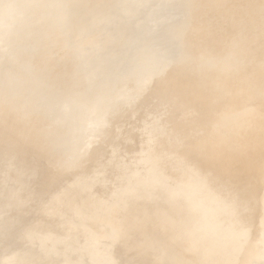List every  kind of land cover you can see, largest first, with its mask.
Here are the masks:
<instances>
[{
  "label": "bare ground",
  "instance_id": "bare-ground-1",
  "mask_svg": "<svg viewBox=\"0 0 264 264\" xmlns=\"http://www.w3.org/2000/svg\"><path fill=\"white\" fill-rule=\"evenodd\" d=\"M40 1L0 0V33L10 32L19 17L27 16L0 45V254L12 244L18 257L25 254L17 246H24L55 259L44 263L42 256L44 264H264L257 237L264 234V180L248 181L243 193L229 172L230 164L264 172V60L241 68L236 59L225 58L236 42L218 29L216 19L218 14L232 17L243 38L259 47L264 0H191L193 17L176 26L174 37L184 60L164 75L172 59L146 46L141 61L125 69L120 83L112 86L130 101V109L117 115V126L137 132L132 141L138 146L132 145L125 157H105L100 169L86 172L81 165L88 143L101 134L116 97L94 91L100 71L79 72L75 61L92 66L112 50L121 51L117 45L123 37L132 44L139 27L144 32L151 26L150 14L155 15L152 22L163 20L156 13L159 3H169L167 10L185 7L182 0H56L55 6L52 0ZM83 3L82 16H76ZM43 19L57 25L51 28ZM118 19L125 29L115 26ZM132 24L136 29L130 32ZM219 63L236 72L223 78L212 74L208 85L195 75L196 65ZM131 81L156 93L133 94L127 88ZM182 88L203 91L221 104L210 133L198 134L194 119L201 109L188 106L186 93L178 91ZM155 95L165 99L164 111L180 110L179 125H160L161 115L149 114ZM143 120L148 126L140 129ZM226 140L231 142L221 161L215 148ZM45 141L48 147L42 145ZM34 143L41 162L33 167L32 152L29 160L20 152ZM49 163L51 171L46 169ZM104 174L116 177L114 187L98 182ZM64 184H69L66 189ZM106 197L109 202L102 201ZM124 200L113 217L114 206ZM142 201L149 202V209ZM129 205L133 210H126V216ZM131 239L135 243L129 247ZM59 243L65 245L59 248ZM118 243L123 246L120 256L111 253ZM180 243L184 253L177 252ZM78 247L79 257L69 261ZM31 260L25 264L39 262Z\"/></svg>",
  "mask_w": 264,
  "mask_h": 264
},
{
  "label": "rangeland",
  "instance_id": "rangeland-1",
  "mask_svg": "<svg viewBox=\"0 0 264 264\" xmlns=\"http://www.w3.org/2000/svg\"><path fill=\"white\" fill-rule=\"evenodd\" d=\"M83 1L85 2V0H83ZM39 2H40V4L42 3L40 0H39ZM64 3L66 4V1ZM84 4L85 3H83V8L80 7L79 10H77V13H79V14H76V16H82V13H83V10H84ZM55 5H56V0H52L51 1V6H55ZM157 5H155V8L157 9L156 13H157L158 17H160V19H163V20L159 21V22H152V21H150V19H153V17L155 15L150 14L148 21L150 22L151 26L149 28H146L144 32H143L142 28L139 27V31H141V32H137L138 33V37L135 39V41L132 44L127 45V43H126L127 38L123 37L122 38L123 40H119V42H118L119 45H117V48H120L121 51H119L118 49H116L115 51L112 50L110 52L109 57H107V58H105V59H103L101 61H94L91 64L92 66L83 65V64L80 63V60H76L75 63H74L76 68H77V66H80V65L86 67L83 72L91 71L95 67L98 68V70L100 71V75H99V77H97V79H94L93 90L96 91V92H100V91L102 92L103 90L108 88L107 91L105 92L107 94V99L113 98L112 96L116 97V100L114 102V107H116V108H113L112 112H110L111 117H110V115H108V117L105 119L103 125L101 126V129H102L101 130V134L97 137L98 139L97 138H93V141H92V139H90L91 142H89L90 140H88V142H89L88 143V145H89L88 146V149H89L88 152L89 153L87 152V154L89 155V157H87L88 156L87 154L84 157L85 158L84 161H83L84 165L81 163L82 164L81 165V170H82L81 172H83V171L86 172V171H88L90 169H92V171H94L95 169L98 170V169H100L99 167H101L102 165L106 164L105 163L106 161L104 160L105 157H107V158L109 157L110 159H112V158L113 159H116V158L118 159V158H120V156L121 157H125V154L129 153L127 151H129L130 149H134V146H136V147L138 146V143L136 144V142H134L136 140L132 141V138L136 139L137 132L133 133V131H129L130 128L129 129L128 128L119 129V127L117 126V125L120 124V121H121L120 119H118V116L120 115V112L126 111V110L128 111V109H130L129 106H128L130 101H127V99L124 96H122V97L118 96V94H117L118 91H116L115 88L112 89L113 85L115 86L117 83H120L119 80L122 77V75L124 74V70L127 69V68H131L132 65L135 64L137 61H141L140 56H142L143 50L144 49H148V48H145L146 46H148L149 49L156 50L158 54H160L159 53L160 51L164 52V55L162 53V58H167L168 57L169 59H172L170 62H173L172 63L173 65L171 63H169V65H171V66L165 72L164 75H166L169 71L174 69L175 64H177V62L179 60H184V57L186 56V55L183 56V55L178 54V53L181 52L182 45L180 43V40H178L177 38H174V37H175V34H176V30H177L176 26L179 23L184 22L186 20H190L193 17V14H194V11H195V6L193 4V1H191V0H182L180 5L185 7V10H178V8L176 10H171L170 8L167 10V8L170 6L169 3H167V2L159 3ZM263 14H264V10H263ZM74 17H75V15L72 16V18H74ZM23 18H24V16L19 17V19H18L19 21L14 23L15 27H17L20 23H23L27 19V16L25 17V19H23ZM216 19H217V23H218V29H221V31L224 32V33L232 34V36L234 37L235 42H236L235 48H233V50L231 49V51L224 53L225 58L236 59L238 61V63H239V67H241V68H249V67L252 68L257 60L258 61L259 60H264V40L261 42V45L259 47H254L252 45L251 41H249L248 39L246 41V39L243 38L242 34L239 32V30H238V28H237V26L235 24V21H234V19L232 17H230L228 15H224V14H218V17ZM43 20L46 21L47 23H49V25H51V28H54V25H57L54 20L53 21L49 20V19H43ZM114 24H115L116 27H120V28H124L125 29V26L123 25L124 23L121 21V19H118V20L114 21ZM129 28H130V32H132L133 30L136 29V27L133 24ZM13 29L10 32H8V33H4V32L0 33V45H2L3 43H5L9 39H11V37L14 34L13 33V31H14ZM16 29L18 30V28H16ZM57 33H58V29H57ZM171 34H173V35H171ZM210 38L211 37H209V39ZM135 55H139V56L135 57ZM142 59H143V57H142ZM195 67H196L195 75L196 76L198 75L197 77H200V81H203L204 85H208L209 84L210 80L213 77L212 74H214L215 76L217 75V77H219V78H223V76L226 77L230 73H235L236 72L234 70V68H232L230 71H228L229 69L224 68L223 65L222 66L220 65V63L219 64H214L212 66H207V67L205 65H204V67L202 65H196ZM197 68H199V69H197ZM167 86L171 87V85H166L165 87H167ZM144 87L142 85H138L137 83L133 84L132 81H131V83L129 84V86L127 88L131 92L134 89V91L132 93L133 94H137L139 96H150V95L156 93L155 91L153 92V90H149V89L144 88ZM178 91H180V92H182L184 94L186 93L185 94L186 95L185 99H186V103L188 104L189 107L194 106V108H195V104H196L201 109L199 114H197L196 118L194 119V125L199 129L198 134H201L200 136H202V135H205L204 132L206 134H208V132L210 133V131L212 129L211 127H213V125H215L214 123H216V121H217V119H216L217 115L220 112V110L222 109L221 104H219L218 102L210 100L203 91H195V90L193 91L191 89H184V88L178 89ZM155 96H154L155 100L152 103L153 106L151 105L152 106L151 109H153V108L154 109L152 111L148 110L149 114H151V112H152V114H157V113L160 114L161 116H158V123H160V125L170 124V123L172 125H174V124L179 125L181 123L179 121L181 119L180 110L179 109H175V110L174 109H170V110L167 109L166 110L167 112L164 111V109H163V107H161V105L165 106V104H166L165 103L166 102L165 99L164 98L162 99L161 97H159L157 95H155ZM158 98L161 99V100H158ZM194 101H196V103H194ZM162 102H164V104ZM154 105L156 106V108H155ZM157 108H158V110H157ZM155 111L157 113H155ZM173 115H175V116H173ZM124 117L126 118V115L125 116H121V119L122 120L124 119L123 121L125 122V118ZM165 119H167V120H171L172 119L171 120L172 122L171 121H167ZM115 120H117V121H115ZM141 124L142 125H141L140 129L146 128L148 126L146 120H143L141 122ZM125 127H127V126H125ZM115 130H117V131L120 130L118 132H120V133L122 132L121 134H123V135L118 134ZM128 133H130L132 135L130 136V134H128ZM127 135L129 136V139H128ZM122 136H125L126 138L124 139V137H123V139H122ZM132 136H134V137H132ZM119 137H121V138H119ZM95 139H97V140H95ZM124 140L128 141L131 145L129 143H126ZM130 140L132 142H130ZM228 142H231V141L230 140H226L225 142H223L222 144L218 145L215 148L216 154L219 153V155L217 157L221 161L223 160L222 155L224 153V150L226 152V150H227L226 146L228 147V145H229ZM44 143L42 145H45L46 147H48V145H50V144H48L49 142L47 143V145H46V141ZM121 143L124 144L123 145L124 148L123 147L121 148V146H122ZM33 145H34V147H37L35 143L31 144V146L25 148L26 150L23 149L24 151L28 150L27 153L22 150L20 152V154H21L20 156L24 157V158L27 157L25 159H28V156L30 157V154H31L30 151H31L32 155H31V157L29 159H30V161H33V163L32 162L30 163V161H28V165L30 163V165L33 164V167H34L35 164H37V163L40 164V162H41L40 159L41 158L37 157V155L35 154L34 151L36 150V148H34ZM93 145L94 146L97 145L98 147L100 145L101 146L104 145V146L103 147L100 146L99 148L101 150H97L99 148L97 146L92 147ZM105 145L106 146L108 145V147L106 148ZM132 145H134V146H132ZM31 147H33L34 150ZM28 148H30V149H28ZM95 148H96V150H95ZM221 150H223V152ZM124 152H125V154H124ZM22 153H23V155H22ZM25 153H26L27 156L25 155ZM90 153L93 154V157H92V154H90ZM91 158H92V161L90 160ZM126 159H127V157H126ZM39 160H40V162H39ZM93 160H95L94 164H93ZM130 163H131V165H135L136 164V162L132 163V161L131 162L129 161V164ZM228 163H230V162H228ZM85 164L88 165V167ZM50 165H51L50 163L47 164L48 167ZM29 166H28V168H30ZM85 166H86V168H84ZM48 167L46 168L48 171H51L53 169V167L51 168V166L49 168ZM49 169H51V170H49ZM55 169L56 168H54V170ZM229 172L233 176V180H234V183L236 184L237 188H240L238 190L242 191L243 193H245L247 191L246 185H247L248 181H250L252 179H254V180L255 179H263L264 180V172H260V171L254 170V169H243L242 167L234 165V164H230ZM16 175H17V173H16ZM115 180H116L115 176L110 175V174L109 175L108 174H104V175H101L99 177L98 182L101 183V185L113 186L114 187L115 186V184H114ZM69 181H71V180H69ZM68 185L69 184H64V186H63L64 188L63 189H66L68 187ZM77 199L79 200L78 197H77ZM109 200H110L109 197H106L105 199H102V201H104V202H109ZM123 203H125V200H124V202H120V203H118V204H116L114 206V209H113V214L114 215L112 214L113 217L114 216L117 217V214L121 211V207L123 206ZM132 204H131L132 207H134L136 205L135 202L134 203L132 202ZM131 206L129 205L128 206L129 209L128 208L125 209L126 216H128V214H129V212L127 213L126 210L130 211V209L132 208ZM141 206L144 207L145 209H149L148 208L149 207V202L148 201H142L141 202ZM132 210L133 209H131V211ZM261 213L263 214V218H264V210H262ZM151 224H153V223H151ZM246 229H248V228H246ZM257 237L259 238L260 242L262 243V248H263V251H264V234L263 233L257 234ZM134 239H131L130 242L127 243V245L129 247L134 246V243H135V240H136V239L135 240ZM38 242H39V240H38ZM63 244L64 243H59L57 246L59 248H62V246L65 245V244L64 245ZM118 244H116L115 247H113L111 249V253H113L114 255H119L120 256V253L122 251V247L123 246L121 244H119V245ZM181 245H182L181 243H180V245L179 244L177 245V247H178L177 252L178 253L183 252V249L180 248ZM6 247H7V249H6L7 252L4 251L5 255L4 254H0V256L2 255V256L5 257L6 254H8L9 256L7 255L5 258L3 257L4 260L1 257L0 264L2 262H3L2 264H5L8 261V259L11 260V262L10 261L7 262L8 264H18V263L19 264H23V263L25 264L27 262V260L30 261L31 258H32V260H34V263H37L38 262L37 260H39V258H40V260L42 258H45V259H42L43 262L45 261L44 263H46V260H47V262L48 261H50V262L52 261L51 263H54V260H55L54 258H53L54 260L52 258L50 259L49 255L47 253L46 254L48 255L50 260L47 259V257H45L43 253H42L43 254L42 255L43 257H42L40 252H36L34 250L31 251V250H29V248L24 247V246L23 247L17 246L18 251L22 250L23 252L22 251H20V252L22 254H25L24 256L22 255V257H24V258L18 257L17 250L14 249V246L12 244L9 245V246H6ZM8 248H10L11 250L8 249ZM78 248L74 249L76 254H71L68 257L69 261H74L75 259H77L79 257L77 255V253H79V251L81 250V247L79 249ZM12 249L15 250V251L13 252ZM8 250H9V252H8ZM89 252H91L90 248H88L85 251V254L87 255ZM13 254H14V256H13ZM19 258H20V260H19ZM5 259H7V261ZM12 259H15V261L16 260L17 261L19 260V261H18V263H16L14 260H13L14 261L13 262ZM40 260H39L38 264L42 263V261H40ZM117 262H115V263L116 264H121L123 261L122 262L119 261V263H117ZM44 263H42V264H44ZM171 263H169V264H171ZM199 264H201V263H199Z\"/></svg>",
  "mask_w": 264,
  "mask_h": 264
},
{
  "label": "water",
  "instance_id": "water-1",
  "mask_svg": "<svg viewBox=\"0 0 264 264\" xmlns=\"http://www.w3.org/2000/svg\"><path fill=\"white\" fill-rule=\"evenodd\" d=\"M85 68H86V67H84V66L80 65V66H77V68H76V69H77L79 72H83ZM107 89H108V88H107ZM107 89L103 90V92H106V91H107Z\"/></svg>",
  "mask_w": 264,
  "mask_h": 264
}]
</instances>
